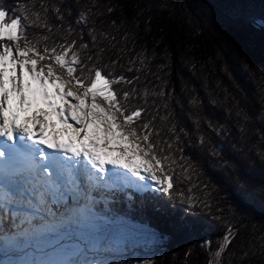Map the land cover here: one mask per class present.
Masks as SVG:
<instances>
[{
    "label": "snow or ice",
    "instance_id": "snow-or-ice-1",
    "mask_svg": "<svg viewBox=\"0 0 264 264\" xmlns=\"http://www.w3.org/2000/svg\"><path fill=\"white\" fill-rule=\"evenodd\" d=\"M226 2L225 18L229 22L264 35V12L251 11L247 0ZM75 3L76 0L71 5L68 0H59L52 7L40 2L31 8L26 2L16 3L12 10L0 3V264H116L113 255L126 252L130 246H155L171 237V232H165L146 217L144 210L150 205L156 214L166 217L175 231L191 232L213 223L222 229L215 249L212 239L205 238L202 242L201 246L212 250L215 258L209 264H216L217 259L220 264L234 260L238 264H264V232L246 233L235 225L221 224L224 210L217 204L213 212L214 197L208 184H193L186 191H174L171 169L177 163L175 151L180 152L181 160H191L184 155L188 145L182 143L181 129L175 120L176 106L187 104L189 110L198 107L199 94L181 99L167 88L162 75L150 71L157 61L151 59L146 44L139 40V32L130 33L114 17L107 19L116 11L111 5L107 12L99 11L111 29L102 27L104 38L111 44L102 43L100 48L114 67L124 59L128 67L111 74L101 69V74L116 84H129L119 92L113 84L110 90L125 117L135 103L132 111L140 112V130L148 137L151 151L142 140L133 143L131 136L125 140L127 133L123 129L114 128L87 108L76 115L75 111L70 113L67 107L53 103L52 95L44 88L39 62L28 58L31 51L24 45L39 51L37 38L44 36L46 30H53V24L69 31L73 25H79L81 34L88 36L84 31L88 15L78 11ZM90 8L96 12L99 5L93 3ZM43 12L52 14L50 21L44 19ZM37 18L44 21L45 27L33 23ZM65 19L67 25L63 23ZM147 23L151 25L150 21ZM53 43L64 41L60 38ZM84 43L92 48L90 36ZM95 52L94 49L89 54L98 67L100 58ZM159 85L164 87L161 89ZM65 99L76 103L75 93ZM144 103L154 107L155 120L143 119L148 111ZM162 117L163 123L171 122L167 155L152 139V133L158 132L155 121H161ZM117 122L118 118L113 124ZM136 123L133 120V125ZM256 126L259 131L254 138L264 140V121ZM205 132L222 134V129L209 122ZM231 133L239 135L240 130L229 126ZM72 138L79 149L69 152L61 145L71 143ZM196 144L206 152L208 164L213 168L219 166L220 182L215 189L219 191L221 184H228L234 201L231 207L243 205L252 180L246 167L247 154L237 153L232 142L227 156L219 141L216 145L219 151H209L203 140ZM259 155L264 160V152ZM194 167L193 162L185 171ZM225 175L230 179H225ZM258 183L259 190L264 191V180ZM194 188L207 195L203 198L192 195ZM154 200L166 203L153 204ZM224 241L227 247L222 252ZM149 259L144 264H149ZM132 264L141 262L137 259Z\"/></svg>",
    "mask_w": 264,
    "mask_h": 264
},
{
    "label": "trees",
    "instance_id": "trees-1",
    "mask_svg": "<svg viewBox=\"0 0 264 264\" xmlns=\"http://www.w3.org/2000/svg\"><path fill=\"white\" fill-rule=\"evenodd\" d=\"M25 2L29 8L32 4L40 2L54 7L59 0H0L9 10H12L16 3ZM68 3L71 5L72 0H68ZM93 3L99 5L96 12L90 8ZM247 4L256 14L264 12V0H247ZM108 5L116 10L112 16L107 17L108 20L114 17L130 33H140L139 40L146 44L151 59L157 61L150 71L162 75L169 90H174L175 95L181 99L199 94L201 103L198 107L189 110L187 104L176 106L175 120L181 129L182 143L188 145L184 155L191 157V160H181L180 152L174 150L177 161L171 169L175 182L174 191H186V188L192 187L193 184H208L214 197L213 212L216 211L217 204L224 210L221 224L235 225L241 232L246 233L264 232V191L259 190L258 183L264 180V160L260 159L259 155L264 152V140L254 138L259 131L257 123L264 121V35L229 22L225 18L228 8L226 0H76V9L88 15L89 23L84 31L93 41L92 48L84 43L88 41V36L81 34L79 25H73V30L69 31L67 27H57L53 24V30H46L44 36L37 38L36 47L39 51L24 45L26 50L42 57L57 59L69 70L80 87H100L98 82H102L105 93H101L95 101L98 103L97 108L104 113V117H107L114 128L119 127L127 133L125 140L128 136L132 137L133 143L142 140L149 151L151 148L147 143L148 137L140 130V112L132 111V108L136 107L135 103L128 108L129 115L125 117L116 106V98L110 90L116 81H109L101 74V69L111 74L121 73L122 68L128 67L127 59L121 60L119 65L114 67L109 63L110 58L103 54V49L100 48L102 43L111 44L101 31L102 27L111 30L110 26L99 15L100 9L107 12ZM41 15L50 21L52 14L43 12ZM37 22L41 27H45L43 20H33V23ZM63 23L67 25L68 20L65 19ZM123 30L122 28L121 31ZM60 38L64 43H53ZM49 48L52 51H48ZM94 49L95 55L100 58L97 61L98 67L89 54ZM161 69H164L163 73ZM143 80L144 77L141 76L140 82ZM114 87L119 92L127 89L129 84L120 83ZM158 87L162 89L164 85ZM143 91L141 88L142 93ZM151 94L150 91L149 95ZM109 103L113 104L112 108ZM144 107L148 108V111L143 119L149 120L151 117L155 120L154 107L150 103H144ZM117 118L118 122L113 124ZM163 119L162 117L161 121H155L158 132L152 133V139L164 150L163 154L167 155L171 122L163 123ZM133 120L137 121L135 125ZM209 122L219 125L222 134L211 132L209 135L205 132ZM229 126H235L240 130V134H229ZM137 130H140L139 137L136 135ZM198 140H203L209 151H219L216 147L219 141L224 145L226 156L231 150L229 142H232L231 146L237 153L247 154L246 167L252 180L246 189L248 198L243 205L231 207L234 201L229 194L228 184H221L219 191L215 189L214 186L220 182L217 175L219 166L213 168L207 163L206 152L196 144ZM193 162L195 167L186 172L185 169ZM224 178L230 179L227 175ZM192 195L203 198L207 194L202 189L194 188ZM152 203L166 202L154 200ZM144 212L153 224L165 232L172 233L165 243L156 245V251L150 257L149 264H209L215 259L212 250L201 245L205 238H210L213 241L212 248L215 249L219 242L217 237L222 232L216 224H207L204 228L191 232H178L170 228L166 217L156 214L151 205ZM226 247L227 241H224L221 251ZM216 264H220L219 259ZM229 264H238V260Z\"/></svg>",
    "mask_w": 264,
    "mask_h": 264
},
{
    "label": "rangeland",
    "instance_id": "rangeland-1",
    "mask_svg": "<svg viewBox=\"0 0 264 264\" xmlns=\"http://www.w3.org/2000/svg\"><path fill=\"white\" fill-rule=\"evenodd\" d=\"M28 58L33 60L34 63L39 62V67L41 69V72L43 73L41 78H43L45 81L44 87H46L48 83V87L55 88V91H58L59 93L62 92L63 96L61 99L63 101V104L61 106L67 107L70 113L75 111L76 115H81L84 109L87 108L90 113L99 114L104 118L106 123L110 124L107 117H104V113L97 108L98 103H95L99 95H92L89 91L91 89L80 87L71 76L69 70L64 68L57 59L42 57L33 52H31V55ZM98 83L99 86L103 89L102 93L104 94L105 87L102 86V82ZM97 87L98 86H96L95 88ZM95 88H93V90H95ZM73 93H75V104H72L71 101L65 99V97ZM109 104V107L112 108L113 104ZM130 168L129 170L131 171L132 169ZM155 247L156 245L130 246L126 252H119L114 254L112 259L116 262V264H132V262L137 259L140 260L141 264H144V261L150 258L156 251Z\"/></svg>",
    "mask_w": 264,
    "mask_h": 264
},
{
    "label": "bare ground",
    "instance_id": "bare-ground-1",
    "mask_svg": "<svg viewBox=\"0 0 264 264\" xmlns=\"http://www.w3.org/2000/svg\"><path fill=\"white\" fill-rule=\"evenodd\" d=\"M47 85H48V83H47ZM46 85V87H44L45 89H47L48 91H49V93H50V95H52V97H53V103L54 104H60V105H62L63 104V101H62V92L61 93H59L58 91H55V88H53V87H48ZM56 93H59V95H56ZM63 107V106H62ZM130 169H132V168H130Z\"/></svg>",
    "mask_w": 264,
    "mask_h": 264
}]
</instances>
